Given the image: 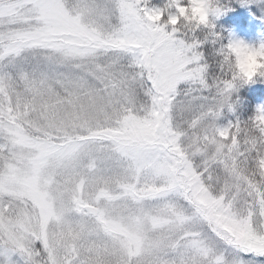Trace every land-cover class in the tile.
Here are the masks:
<instances>
[{"label": "snow or ice", "instance_id": "1", "mask_svg": "<svg viewBox=\"0 0 264 264\" xmlns=\"http://www.w3.org/2000/svg\"><path fill=\"white\" fill-rule=\"evenodd\" d=\"M187 12L0 0V264H264V113L218 124L220 7Z\"/></svg>", "mask_w": 264, "mask_h": 264}, {"label": "rangeland", "instance_id": "2", "mask_svg": "<svg viewBox=\"0 0 264 264\" xmlns=\"http://www.w3.org/2000/svg\"><path fill=\"white\" fill-rule=\"evenodd\" d=\"M166 3V0H150V5L154 7H161ZM218 7L222 8L220 15L215 18L210 17L212 24L214 25L215 31L218 33L224 26L231 25L225 28L229 39H239L241 35H247L248 29L245 26L239 25L237 28L234 27V23H237L235 18H239L240 15H248L254 18V21L259 25H262L260 34L261 43H264V0H219ZM232 11L236 13L235 17L232 16ZM234 25V26H233ZM255 84H262L264 86V78L258 77L247 84H237L235 89L232 91L230 96V103H232V110L229 111L227 108L222 110L221 116L218 119V124L221 126L227 125L229 122H234L237 118L241 120H247L253 116L256 110L252 109V105L257 102V107L261 97L264 98V90L262 93H258L252 101H248L246 98H241V91L243 89H251ZM252 93V91H251ZM250 104V105H249ZM261 110H264L262 107Z\"/></svg>", "mask_w": 264, "mask_h": 264}, {"label": "clouds", "instance_id": "3", "mask_svg": "<svg viewBox=\"0 0 264 264\" xmlns=\"http://www.w3.org/2000/svg\"><path fill=\"white\" fill-rule=\"evenodd\" d=\"M187 7L186 23L196 25L205 21L218 8L219 0H181ZM220 11L222 8L220 7ZM224 59L237 84L250 83L255 77L264 78V43L250 44L243 40L233 39V45H225ZM264 110L257 107L253 118L260 116Z\"/></svg>", "mask_w": 264, "mask_h": 264}, {"label": "trees", "instance_id": "4", "mask_svg": "<svg viewBox=\"0 0 264 264\" xmlns=\"http://www.w3.org/2000/svg\"><path fill=\"white\" fill-rule=\"evenodd\" d=\"M246 17L244 19L247 22L248 26L250 27V33L247 39V43H250L253 45L261 43L260 37L262 35L260 34V32H261L262 25H259L258 23H256L251 17L249 18L248 15H246ZM263 90H264V86L262 84H258V85L255 84L254 87L251 89L252 93L248 89H243L241 91V98H246L248 101L250 102L252 101V104H253L256 95H258V93H262ZM256 106H257V102L255 103V105H252V109L256 110ZM258 106L259 108H262V107L264 108V98L263 97H261V100L259 101Z\"/></svg>", "mask_w": 264, "mask_h": 264}]
</instances>
